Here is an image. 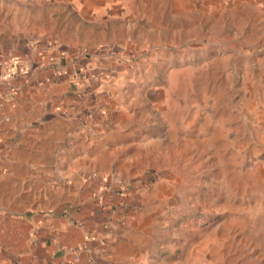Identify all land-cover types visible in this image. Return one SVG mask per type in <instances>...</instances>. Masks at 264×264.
<instances>
[{
  "label": "rangeland",
  "instance_id": "rangeland-1",
  "mask_svg": "<svg viewBox=\"0 0 264 264\" xmlns=\"http://www.w3.org/2000/svg\"><path fill=\"white\" fill-rule=\"evenodd\" d=\"M54 7L40 14L52 45L112 54L119 70L88 72L119 124L108 145L122 144L108 149L102 214L148 230V264H264V9L141 0L85 24ZM22 190L3 188L0 209L38 208L4 202Z\"/></svg>",
  "mask_w": 264,
  "mask_h": 264
},
{
  "label": "crops",
  "instance_id": "crops-1",
  "mask_svg": "<svg viewBox=\"0 0 264 264\" xmlns=\"http://www.w3.org/2000/svg\"><path fill=\"white\" fill-rule=\"evenodd\" d=\"M247 1L264 9V0ZM140 3L0 0V197L19 186L24 190L8 192L4 202L20 196L38 205L0 209V264H148V230L94 204L104 201V179L113 171L108 149L122 144L108 145L119 124L88 72L119 71L109 63L114 55L73 50V40L52 45L40 17L61 4L85 24L107 22Z\"/></svg>",
  "mask_w": 264,
  "mask_h": 264
},
{
  "label": "trees",
  "instance_id": "trees-1",
  "mask_svg": "<svg viewBox=\"0 0 264 264\" xmlns=\"http://www.w3.org/2000/svg\"><path fill=\"white\" fill-rule=\"evenodd\" d=\"M119 190H118V194H119V196L121 197V196H127L128 195V193L130 192V191H132V186H131V184L130 183H124V184H121V185H119ZM111 214V213H110ZM109 217H111L110 215H109Z\"/></svg>",
  "mask_w": 264,
  "mask_h": 264
}]
</instances>
